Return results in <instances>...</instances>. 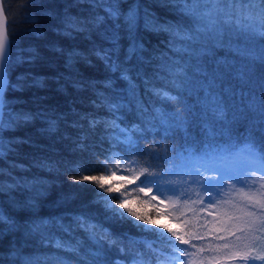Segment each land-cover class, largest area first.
Masks as SVG:
<instances>
[{
  "label": "snow or ice",
  "instance_id": "obj_1",
  "mask_svg": "<svg viewBox=\"0 0 264 264\" xmlns=\"http://www.w3.org/2000/svg\"><path fill=\"white\" fill-rule=\"evenodd\" d=\"M65 7L62 13L36 15H47L51 30L73 42L69 47L51 46L67 70L66 76L56 78L60 90L91 93L88 103L93 111L74 112L67 124L77 130L74 147L87 153L89 136L100 134L101 143L108 144L98 174L74 161L79 174L69 177L73 184L95 189L93 205L103 220L90 210L71 217L41 215L45 181L0 169L5 177L0 180V239L16 238L0 254V264H264V0H70ZM74 8L86 12H73ZM154 8L167 10L170 18H162ZM14 35L0 7V160L5 161L30 144L10 133L38 117L46 118L49 130L60 122L47 117L46 110L18 109L9 99L10 92L47 86L28 74L11 78L16 64L40 59L39 51L33 50L14 61ZM153 36L165 38L169 56L152 46L148 37ZM96 63L103 66L102 80L86 79L78 70L79 65ZM257 71L259 102L249 101L247 110L259 112V128L255 122L249 125L243 148L235 151L207 143L199 153H189L188 168L175 173L181 179L161 184L165 177L138 158L143 155L138 142L158 126L187 130L198 115L186 99L194 94L209 140L218 135L231 138V125L238 117L233 114L229 120L225 97L237 92L231 85L225 87V80H236L244 98L243 89ZM240 111L243 116L244 109ZM33 166L52 170L45 160ZM17 167L28 171L12 165ZM141 194L152 195L145 200ZM133 200L151 205L156 218L169 217L176 227L156 224L147 213L129 207ZM105 221L132 223L155 240L123 236L106 228ZM29 245L33 251H26ZM140 245L149 251L142 252Z\"/></svg>",
  "mask_w": 264,
  "mask_h": 264
},
{
  "label": "trees",
  "instance_id": "obj_2",
  "mask_svg": "<svg viewBox=\"0 0 264 264\" xmlns=\"http://www.w3.org/2000/svg\"><path fill=\"white\" fill-rule=\"evenodd\" d=\"M147 3H152V0H145ZM70 3V0H3L4 9L8 18V28L11 33L15 31L13 36L14 45L12 49L13 60L18 56L26 57L29 52L38 50L40 59L34 63L16 64L11 71V78L15 81L17 76L28 74L46 81V87H32L23 92L9 93V99L18 108L32 112H41L46 110V116L51 118H59L57 128L48 129L47 120L45 117H38L31 125L22 128L11 136L24 137L30 140V144H25L19 150V154L14 157H9L7 161L0 160V169L9 170L12 175L28 176L38 175L46 185L47 192L43 198L40 208V214L44 216H66L71 217L78 214L80 211H89L91 215L103 220L100 213L93 205L95 199V189L93 187H85V185L73 184L69 177L78 175L73 162L85 164L91 174H98L101 170L100 161H103L108 154V144L101 143L102 134L97 136H89V151L80 153L74 147V141L77 136V130L67 126L74 119V112L91 113L93 109L88 101L91 98L90 92H76L72 88L67 91L60 90L56 83V78L60 75H67V70L64 65V60L56 53L51 51V46L69 47L72 41L63 37L57 36L51 30L52 20L47 15L37 16V13H62L67 11L65 7ZM162 18H170L169 13L165 9L154 8ZM86 12L85 8L73 9V12ZM38 21V22H36ZM39 31L42 36H37L35 33ZM153 47L160 49L164 57L170 55L166 50V40L163 36L148 37ZM75 43L81 47L84 45L77 40ZM166 62V61H162ZM78 70L86 79L93 81L102 80L105 77L103 66L96 63L95 67H86L79 65ZM260 73L257 71V76L250 85L244 87L245 97L239 95L240 87L234 79H226L225 87L232 86L235 88L237 95L228 98L225 97L229 104V120L235 114L238 119L231 125V138L228 135L217 136L215 141H210L203 128L201 118L199 116L200 107L196 103V95L186 96L187 102L194 106V111L198 115L191 120L187 130L175 129L165 130L164 127L158 126L145 134V137L138 142V148L143 155L138 158L142 162H147L157 176L165 177L160 183L169 180L170 170L179 169L182 166L190 164L188 159L189 153L195 151L199 153L207 143H215L220 147H228L235 151L243 148V135H246V130L253 122L259 128V112H249L247 104L249 101H254L258 104L260 96ZM202 95V94H201ZM145 100L149 103L153 102L152 98L145 95ZM157 107H163L166 111L171 110L168 105L157 103ZM241 109H244V115H241ZM104 117V113L98 114ZM247 117V119L244 118ZM67 117V121H65ZM227 127V126H225ZM220 131V126L216 128ZM83 138V134H81ZM258 138V135H257ZM152 145V150L149 152L147 146ZM45 160L52 165V170H41L34 167L38 161ZM23 165L28 171H21L18 167L13 169L12 165ZM123 167V165L121 166ZM5 177L0 176V180ZM10 180L11 178L8 177ZM87 183V182H85ZM139 182H137L138 184ZM135 187V185L129 186ZM151 194L145 197L141 194L142 199H150ZM2 199V197H0ZM129 207L137 212L149 216L156 220V224L168 225L176 227L175 221L164 215L156 218V210L151 205L141 204L139 200H133ZM165 210L161 208V212ZM104 226L110 231H114L123 236L141 241L155 240V237L141 233L132 223L129 222H112L105 221ZM15 237H7L0 239V254L6 252L10 243L15 242ZM142 252L149 250L140 245ZM32 245L26 248V251H33Z\"/></svg>",
  "mask_w": 264,
  "mask_h": 264
},
{
  "label": "rangeland",
  "instance_id": "obj_3",
  "mask_svg": "<svg viewBox=\"0 0 264 264\" xmlns=\"http://www.w3.org/2000/svg\"><path fill=\"white\" fill-rule=\"evenodd\" d=\"M188 166H189V164H187V165H185V166H182V167L179 168V169H175V168L171 169V170L169 171V172H170L169 180H179V179H181L182 177L175 175V173L183 172L184 170H186V169L188 168ZM122 174H123V173H121V172H117V175H118V176H120V175H122ZM167 181H168V180H167ZM167 181L165 180V182H164L163 184H166ZM152 194H155V192L152 193ZM152 194H151V195H152Z\"/></svg>",
  "mask_w": 264,
  "mask_h": 264
},
{
  "label": "water",
  "instance_id": "obj_4",
  "mask_svg": "<svg viewBox=\"0 0 264 264\" xmlns=\"http://www.w3.org/2000/svg\"><path fill=\"white\" fill-rule=\"evenodd\" d=\"M0 7H3V9H4L3 0H0ZM4 11H5V9H4ZM5 15H6V12H5ZM6 18H7V15H6ZM7 21H8V18H7Z\"/></svg>",
  "mask_w": 264,
  "mask_h": 264
}]
</instances>
